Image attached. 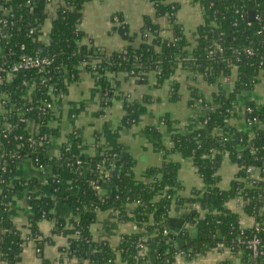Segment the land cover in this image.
Masks as SVG:
<instances>
[{
    "label": "trees",
    "instance_id": "trees-1",
    "mask_svg": "<svg viewBox=\"0 0 264 264\" xmlns=\"http://www.w3.org/2000/svg\"><path fill=\"white\" fill-rule=\"evenodd\" d=\"M48 0H0V260L16 263L27 240L41 250L50 237L38 228L42 220L51 221L52 209L60 200L66 202L75 217L72 228L65 229L59 221L52 231L68 235L66 255H87L90 264H174L178 253L188 257L205 245L243 252L242 264H264V103L256 106L247 101L243 117L251 123L252 132L230 127L232 108L240 92L252 89L264 70V0H197L203 8V22L188 39L176 22L178 2L149 0L153 16H144L140 31L142 43L138 50L131 44L133 37L120 14L113 16L114 26L126 44L110 53L103 52L90 40L82 43L84 32L78 28L83 4L88 0H63L51 22L50 40L45 45L34 42L31 33L35 27L33 7ZM253 12L252 19L249 12ZM165 17L173 31L170 38L160 35L156 20ZM245 46L252 54L244 52ZM221 49V50H220ZM25 55L36 56L43 68L12 66ZM97 73L102 93V104L112 99L113 84L110 74L126 71L137 83H144L147 74L154 73L155 85L163 84L177 68L194 72L217 89L206 100L197 88H190L189 103L197 106L199 126L185 134H173L166 147L157 129L146 126L155 145L163 151L159 166L147 168L151 180L141 183L134 177V158L125 155L121 147L99 150L90 158L93 170L82 174L79 166L80 138L70 144L61 143L59 155H47L44 142L56 129L49 126L48 117L54 95L66 92L62 75L75 80L80 67ZM236 69V78L228 92L220 81ZM34 92L29 100L20 92L29 82ZM51 88V89H49ZM172 99L177 98V85L171 87ZM144 103L123 99L125 110L122 123L130 126L145 110ZM32 122L33 130L27 129ZM257 122L258 124H252ZM170 153L191 158L204 187L192 190L188 197H174L179 162L168 159ZM227 156L237 170L227 188L218 185L217 171ZM28 158L35 166L50 167L51 174L41 184L36 178H17V160ZM64 163L73 168L72 177L78 190L74 194L61 192V170ZM253 170L250 171V167ZM101 168L111 169V195L101 197L98 188ZM249 169V170H248ZM27 186L31 213L29 232L22 236L8 218L5 200L18 187ZM243 198V213L253 219V225L243 227L240 214L230 210L226 203ZM134 204L132 215L123 217L133 221L137 230L122 234L117 245L91 238L89 227L96 212L109 206L123 209ZM174 203L186 205L182 220L193 229L168 231V216ZM201 212L204 213L200 217ZM166 230V232H165ZM149 232V235L145 234ZM259 239L257 255L250 256L248 241ZM157 245L152 257L144 253L146 247ZM223 264H228L226 261Z\"/></svg>",
    "mask_w": 264,
    "mask_h": 264
},
{
    "label": "crops",
    "instance_id": "crops-1",
    "mask_svg": "<svg viewBox=\"0 0 264 264\" xmlns=\"http://www.w3.org/2000/svg\"><path fill=\"white\" fill-rule=\"evenodd\" d=\"M178 2L176 22L188 39H192L193 32L203 22V13L197 0H167ZM63 0H48L43 4L33 7L35 27L31 33L34 42L45 45L50 40L51 22L55 17L56 9ZM82 16L78 28L84 32L82 43H92L106 53L118 50L126 44L120 34L113 29L115 25L113 16L120 14L128 26L129 34L134 38L132 46L138 50L142 40L140 31L144 16H153V6L149 0H88L83 4ZM160 28V35L170 38L173 31L168 20L160 17L156 20ZM1 52V46H0ZM236 78V69L233 68L228 77L220 81L223 91L228 92ZM113 84L114 97L108 98L109 104H102V93L97 73L92 69L80 67L77 79H69L62 75L60 80L66 86V92L62 95H54L51 110L48 117L49 126L56 129L55 135H49L44 142L48 156L59 155L61 143L70 144L78 136L79 166L81 173L86 175L92 172L93 165L90 158L99 150H107L113 147H121L125 155L134 158V177L141 183H147L151 176L147 168L159 166L163 161V151L155 145L153 136L145 130L146 126H153L161 136L162 143L166 147L171 145L173 134H185L199 126L197 121L198 110L194 104H190V88H197L198 92L206 100L211 99V94L217 89L216 84H208L200 75L183 68H177L173 75L163 82L155 85L154 73L147 74L144 83H137L135 78L126 71H117L110 74ZM177 85V98L172 99L171 87ZM34 92V83L31 81L20 92L23 99L29 100ZM0 88V99L2 98ZM149 97L145 110L130 125L122 123L125 113L123 99L144 103V98ZM247 101L260 106L264 103V82H258L252 89L242 91L237 96V104L232 108L233 115L229 120V126L246 132H252V125L243 117L244 106ZM3 108L0 103V115ZM27 129L33 130L32 122H28ZM168 159L179 162L177 172V184L173 189L174 197H188L192 190L204 187L202 179L195 165L188 156L178 153H170ZM237 167L227 156H224L217 171L218 185L227 188ZM73 168L64 163L61 170V192L74 194L78 187L72 177ZM51 174L50 167L35 166L30 159L17 160L15 177L36 178L41 184ZM111 169L101 168L99 178L101 180L98 191L101 197L111 195L113 184L109 178ZM8 205L7 216L25 236L30 229L29 215L31 208L27 197V186L17 188L14 195L5 200ZM227 207L240 214V221L244 227L253 225V219L243 213V198L236 197L226 203ZM264 206V205H263ZM135 205L126 204L123 209L109 206L96 212L95 220L89 227L91 238L104 240L109 245H117L122 234L133 233L137 230L135 223L122 216L123 211L132 215ZM186 205L174 203L168 216V231L193 229V226L182 220V213ZM51 221L42 220L38 223L39 230L44 236L50 237L49 242L43 244L37 251L35 243L27 240L16 263H8L0 260V264H90L87 255L68 256L62 251L67 247L68 235L54 233L53 227L59 221L64 223L65 229H71L74 215L71 207L64 201H58L52 209ZM204 213L201 212L200 217ZM149 235V232H145ZM157 245L146 247L144 253L149 257L154 256ZM243 252L232 251L224 247L205 245L190 257L185 253H178L174 264H242ZM124 264V263H119Z\"/></svg>",
    "mask_w": 264,
    "mask_h": 264
},
{
    "label": "built area",
    "instance_id": "built-area-1",
    "mask_svg": "<svg viewBox=\"0 0 264 264\" xmlns=\"http://www.w3.org/2000/svg\"><path fill=\"white\" fill-rule=\"evenodd\" d=\"M28 1L30 3L33 2V0H28ZM201 11H202V13H204V10L202 7H201ZM244 52L246 54L250 55V54H252V49L249 46H245ZM34 67H40L41 69L43 68L42 62L39 60V58L36 56H30V55L25 56V55H23L21 57V60L12 66L11 70L16 71L19 68H34ZM262 72H263L262 75H260V77L258 78V82H261V81L264 82V70ZM49 89H51V88H49ZM47 106L51 107V104H48ZM195 107L197 108V106H195ZM197 110H198V108H197ZM198 112H199V110H198ZM249 124H251V123H249ZM252 124H258V123L253 122ZM95 187L98 188V186H95ZM240 224H241V226H243L241 221H240ZM165 232H166V230H165ZM258 244H259V239L256 236H253L247 243V246L251 249L250 256L253 258H255L257 255ZM219 247H224V246L222 244H219ZM36 250L38 251L39 249L36 248Z\"/></svg>",
    "mask_w": 264,
    "mask_h": 264
},
{
    "label": "water",
    "instance_id": "water-1",
    "mask_svg": "<svg viewBox=\"0 0 264 264\" xmlns=\"http://www.w3.org/2000/svg\"><path fill=\"white\" fill-rule=\"evenodd\" d=\"M248 14H249V17L252 19V17H253V12L250 11ZM252 170H253V166L250 167V171H252Z\"/></svg>",
    "mask_w": 264,
    "mask_h": 264
},
{
    "label": "rangeland",
    "instance_id": "rangeland-1",
    "mask_svg": "<svg viewBox=\"0 0 264 264\" xmlns=\"http://www.w3.org/2000/svg\"><path fill=\"white\" fill-rule=\"evenodd\" d=\"M149 133V132H148Z\"/></svg>",
    "mask_w": 264,
    "mask_h": 264
}]
</instances>
